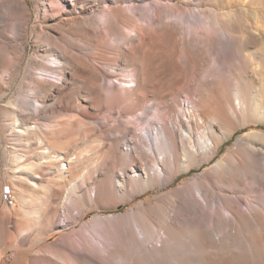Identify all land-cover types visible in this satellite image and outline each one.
<instances>
[{"label":"bare ground","instance_id":"1","mask_svg":"<svg viewBox=\"0 0 264 264\" xmlns=\"http://www.w3.org/2000/svg\"><path fill=\"white\" fill-rule=\"evenodd\" d=\"M60 1L48 0L57 11L64 8ZM68 2L76 6V0ZM94 4H84L79 11L72 9L64 13L62 17L66 18H59L58 29L64 31L63 26L78 27L88 35L98 37L92 45L100 52L103 43L113 37L117 48L126 49L122 52L125 63L119 65L117 59L111 60V71L104 75L127 74L132 85L121 90L113 83L108 91L110 95H104L105 79L91 64L93 58L68 51L72 58L68 57L65 63H73L69 66H73L70 77L66 72H60L68 69L66 67H45V72L57 75L58 82L33 79L32 92L46 94L51 91V86H55L56 91L52 94H58L61 100L50 109L55 112L63 109L79 111V114L70 115L69 119L50 127L54 129L44 133L47 139L64 134L75 126L89 124L96 131H102L100 147L106 149L105 161L87 171L80 177L81 184L68 192L62 186L56 189L52 179L38 184L36 174L46 178L56 168L59 177L64 178L65 173L82 163L81 157L69 156L65 152L64 156L51 147H43L38 153L33 151L25 159L28 162L16 170L22 173L18 180L25 182L30 189L40 187L45 195L51 192L59 196L62 207L70 202L80 219L85 217L81 202L93 203L99 209L116 208L121 199L134 201L138 193L156 189L162 177L168 175V183L172 184L182 171L189 172L204 163H211L223 142L232 138L237 130L231 125L247 113L241 92L237 95L238 105H229L222 88L216 84L200 92L199 100H194L190 108L180 100L181 93L192 88L198 77L202 54L195 49L197 45L213 48L219 43L218 32L226 35L225 40L222 39L224 45L236 44L238 38L232 34L234 23L222 22L213 17L217 16L214 14L206 18L208 26L199 30L202 37H179L175 25L165 22L159 10L136 22L116 1H111L110 5L100 1L102 8ZM13 9L8 7L7 12ZM16 9L26 11L27 1L19 2ZM91 12L94 14L88 18L82 16ZM124 22L133 24L129 34L120 29ZM47 36L53 39V36ZM68 43L71 49H75ZM80 74L87 79L82 81ZM168 76L171 85L173 82L181 85L178 89L176 85L173 94L161 93L158 86ZM69 80L73 81L72 86ZM78 90L83 92L88 108L95 110L97 100L104 96L113 103L124 100L121 92L132 93L134 97L122 112L113 107L110 115L100 119L86 116L79 107L75 109L80 95ZM42 101L45 109L46 102ZM123 114L134 118L136 115L137 127L147 135L139 139L136 147L128 140L133 133V122L125 121ZM109 122L115 123L117 135H113L114 138L109 135ZM217 126L222 130L219 131ZM25 131L31 134L34 130ZM252 137L264 138V135L254 133L247 140ZM40 143L47 145L44 140ZM245 145L231 151L215 168H208L196 176L190 187L172 191L159 203L143 205L127 216L100 217L92 225L102 226V231L98 227L94 233L85 229L76 233L73 240L63 238L58 244L46 245L33 257V264H264V146L251 140ZM144 147L149 148L150 154L144 151ZM157 165H160L159 169L154 168ZM117 170L122 174L119 175ZM7 196L13 199L7 204L14 205V189L10 184ZM48 209L37 227L26 228L21 220L11 219L10 212L3 209L0 212V221L4 225L0 229L1 249L8 244L9 226L13 225L16 248L34 241L36 232H50L56 225V215ZM22 232H28L25 240H19ZM94 238L101 239V248L92 243Z\"/></svg>","mask_w":264,"mask_h":264},{"label":"rangeland","instance_id":"2","mask_svg":"<svg viewBox=\"0 0 264 264\" xmlns=\"http://www.w3.org/2000/svg\"><path fill=\"white\" fill-rule=\"evenodd\" d=\"M23 1L25 0H0V212L7 209L11 214V219L21 220L26 228L31 225L37 227V224L42 222L45 217V210L49 208L52 209V214L56 215V225L50 232L44 230L41 233L36 232L33 237L34 241L19 248H16L17 243L14 242L13 225L9 226L8 244L3 250L0 246V264H33V257L42 252L46 245L58 244L63 238L73 240L76 233L85 229L94 233L95 228L98 227L102 231V226H93L95 220L100 217L127 216L132 211H138L143 205L159 203L163 196H167L176 189L190 187L196 176L208 168H215L231 151L246 146L245 143L249 140L256 141L259 146H264V138L252 137L247 140V137L254 133L264 135V0H98L97 4H94L95 0H76L75 7L68 0H62L60 4L64 8L59 11L48 0H26L28 3L26 11L16 9L19 2ZM100 1L107 5H110L111 1H116L124 9V13L131 16L136 22H140L142 17L159 10L165 22L175 25L179 37H189L190 35L202 37L199 30H202L203 26H208L205 20L214 14L217 16L213 17L222 22L234 23L232 34L238 38L236 44L224 45L222 39L226 35H222L223 32H218L219 34L216 33V36L219 43L213 48L208 49L203 44L197 45L195 49L200 50L202 54L198 77L192 88L181 93L180 100L190 108L192 102L199 100L200 92L207 88L210 89L216 84L222 88L224 99L228 101L229 105H238L237 95L241 92L247 104V113L231 125V128L237 130L232 138L223 142L219 153L211 163H204L201 167L193 168L189 172L182 171L172 184L168 183V175L162 177L156 189L138 193L134 201L119 199L121 204L116 208L99 209L93 203L81 202L79 204L85 217L80 219L77 217V210L70 202L62 207L59 196L53 195L51 192L45 195L46 192L40 187H37V190L30 189L25 182L18 180V175L20 176L22 173L16 170L28 162L25 159L30 154L32 155L33 151L38 153L43 150V147H51L54 151L56 150V153L65 152L69 156L81 157L82 163L65 173L64 178L59 177L56 168L46 178L42 174H36L38 184H42L45 179H52V184H55L56 189L62 186L65 192H68L81 184L80 177H83L87 171L93 170L96 165L105 161L106 149L100 147L102 131H96L89 124L75 126L64 134L50 138L52 140L47 139L44 133L49 129H54L50 127L69 119L70 115L79 114V111L72 112L63 109L55 112L50 109V106L54 105L53 107H55L61 100V96L52 94L56 91L55 86H51V91L46 94H33L32 92L33 79L47 81V83L58 82L57 75L45 72V67H66L68 69L60 72H66L70 77L73 63L70 62L71 67H69V63H65L68 61V57L72 58L68 51H73L80 56L89 55L93 58L91 64L98 68H96L98 73L105 79L102 86L104 95H110L108 91L113 83L121 90L132 85L127 74L108 77L104 75L111 71L110 64L113 63L111 60L117 59L119 65L125 63L123 53L126 52V49L117 48L113 37L103 43V51L100 52L92 45L94 41L98 40V37L90 36L78 27L71 29L68 26H63L61 29L64 31L58 29L59 18H66L62 17L64 13L72 9L79 11L84 4H94L102 8V5H99ZM8 7L14 9L7 12ZM89 14L82 16L88 18L94 12ZM192 27L197 30H193ZM131 28H133V24L128 22H124L120 26V29L126 34L130 33ZM47 35L53 36V39ZM68 42L75 49H71ZM95 55L97 56L94 58ZM80 76L83 78L82 81L87 79L83 74ZM71 82L73 83L69 80V84L72 86ZM172 85L169 83L168 76L158 86L163 94H173L178 87H181L176 82L175 84L173 82ZM78 92L80 95L74 106L75 109L79 107L86 116H96L100 119L110 115L113 107L122 112L129 105L130 99L134 97L131 95L132 93L121 92L124 100L113 103L104 96L97 100V110H95L88 108L89 104L84 100L83 92L80 90ZM42 100L46 102L45 109ZM65 101L67 102V100ZM62 108H64L63 105ZM123 118L125 121L133 122V133L128 136V140H131L133 146L136 147L139 139L146 138L147 135L137 127L136 115L134 118L123 114ZM183 118L188 122L185 116ZM114 126L115 123H110L107 127L111 138L117 135ZM217 129L220 131L221 128L217 126ZM18 130H22V132L19 133ZM25 130H34L33 133L37 134H28ZM227 130L230 129L227 128ZM42 139L47 141V145H41ZM144 151L150 154L148 147H144ZM65 153L62 155L65 156ZM154 168L159 169L160 165ZM117 173L122 174L120 170H117ZM9 184L14 189L16 200L14 205H8L3 200L2 188ZM3 227L4 225L0 221V229ZM27 234L28 232H22L19 240H25ZM92 243L99 248L102 247L100 238H94Z\"/></svg>","mask_w":264,"mask_h":264},{"label":"built area","instance_id":"3","mask_svg":"<svg viewBox=\"0 0 264 264\" xmlns=\"http://www.w3.org/2000/svg\"><path fill=\"white\" fill-rule=\"evenodd\" d=\"M7 187H8V185H5L3 187V200H4V202L6 204L9 203V202H13V199H9L8 196H7Z\"/></svg>","mask_w":264,"mask_h":264}]
</instances>
